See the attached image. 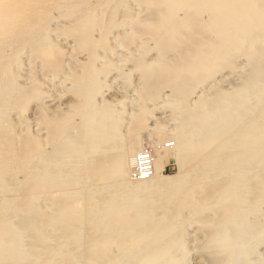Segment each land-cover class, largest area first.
I'll return each mask as SVG.
<instances>
[{"label":"bare ground","instance_id":"6f19581e","mask_svg":"<svg viewBox=\"0 0 264 264\" xmlns=\"http://www.w3.org/2000/svg\"><path fill=\"white\" fill-rule=\"evenodd\" d=\"M1 183L10 264H264V0H0Z\"/></svg>","mask_w":264,"mask_h":264},{"label":"rangeland","instance_id":"374dc122","mask_svg":"<svg viewBox=\"0 0 264 264\" xmlns=\"http://www.w3.org/2000/svg\"><path fill=\"white\" fill-rule=\"evenodd\" d=\"M92 1H94V0H92ZM80 51H83V50L80 49ZM110 93H111V91L107 92V94H110ZM66 99L68 100V99H70V97L68 96V97H66ZM31 108H32V106H31ZM31 108L30 107L28 108V110L26 111V114H31V110H32ZM156 113H163V112H162L161 109H157V110H155L154 114H156ZM150 122H151V120H150ZM167 162H168V165L166 167V171L165 172L166 173H172V174L176 173L177 167L175 165L174 160L170 159ZM2 180H3V182H7L6 186H10L11 187V188H9V190L15 189V187L17 186V179L5 178L4 177ZM2 183L0 184V186L2 185ZM19 193H20V195H22V193H24V191L22 192V190H21V192H19ZM3 194H6V193H3ZM0 214H2V215H0V217H2V216L13 217L14 216L13 215L14 213H12L11 211L10 212H0ZM20 216H21L20 218H17L15 221H12V224H19L20 225V223H22V221H23V218H26L27 212L24 211L23 213H21ZM1 231L2 230L0 229V232ZM204 233H205L204 230L199 229L198 233L196 234V237H199V236L200 237H199L198 240H196L191 245L192 248H191V252H190V255H189V259L191 260L192 264H208V263H211V262H208L209 259H206L207 256L201 255L196 249L197 246H199L203 241H205V237H203V238L201 237V236H203ZM34 240H35V237L26 240V242L28 244V247L31 248V247H34V246H38V248L41 250V252H44V251L49 250V249L51 250V248H55L53 246L50 247L47 243H43L41 245H39V244L35 245V241ZM12 246L13 245H7V246L3 247V250L7 251L8 249H14V248H12ZM263 249H264V240L261 241V244H260V246L258 248V251L262 252V251H264ZM23 250L20 249L18 251L19 254L17 255L16 258H20L21 257ZM39 253H40V251H38L37 255H39ZM41 254H43V253H41ZM90 260H91L90 256H85V255H84V258H83V256H78L77 257L76 255H74V256L70 255L69 256L68 254H64V256H62V255L61 256H53V255L46 256L45 255V256H42V258L39 260L38 264H40V263H43V264H86L87 262L89 263ZM263 263H264V261H263ZM0 264H10V263L8 261H5V259L4 260L0 259Z\"/></svg>","mask_w":264,"mask_h":264},{"label":"built area","instance_id":"2783aa9c","mask_svg":"<svg viewBox=\"0 0 264 264\" xmlns=\"http://www.w3.org/2000/svg\"><path fill=\"white\" fill-rule=\"evenodd\" d=\"M169 146V145H167ZM154 154L151 147H147L136 154L132 177L134 180L150 178L154 173Z\"/></svg>","mask_w":264,"mask_h":264}]
</instances>
